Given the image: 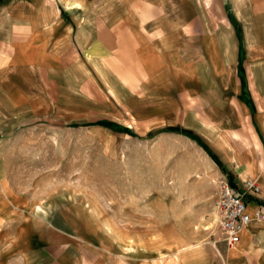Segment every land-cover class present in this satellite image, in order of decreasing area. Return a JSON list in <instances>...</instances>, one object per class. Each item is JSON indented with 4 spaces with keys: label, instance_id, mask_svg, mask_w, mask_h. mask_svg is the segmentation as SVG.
Returning a JSON list of instances; mask_svg holds the SVG:
<instances>
[{
    "label": "crops",
    "instance_id": "obj_1",
    "mask_svg": "<svg viewBox=\"0 0 264 264\" xmlns=\"http://www.w3.org/2000/svg\"><path fill=\"white\" fill-rule=\"evenodd\" d=\"M97 95L110 115L201 140L241 190L257 180L240 241L201 264H264V0H0V136L48 115L91 124ZM58 231H37L25 262L68 248Z\"/></svg>",
    "mask_w": 264,
    "mask_h": 264
},
{
    "label": "rangeland",
    "instance_id": "obj_2",
    "mask_svg": "<svg viewBox=\"0 0 264 264\" xmlns=\"http://www.w3.org/2000/svg\"><path fill=\"white\" fill-rule=\"evenodd\" d=\"M97 100L91 124L48 115L0 136V264H201L223 242L214 201L227 175L216 155ZM58 230L74 236L68 248L28 251L25 262L37 231Z\"/></svg>",
    "mask_w": 264,
    "mask_h": 264
},
{
    "label": "built area",
    "instance_id": "obj_3",
    "mask_svg": "<svg viewBox=\"0 0 264 264\" xmlns=\"http://www.w3.org/2000/svg\"><path fill=\"white\" fill-rule=\"evenodd\" d=\"M243 187L244 191L233 185L227 176L217 181L214 201L216 225L220 232L219 240L230 247L240 241L242 231L252 220L245 196L260 192V186L255 179L244 180ZM254 217L264 219V206L255 210Z\"/></svg>",
    "mask_w": 264,
    "mask_h": 264
},
{
    "label": "trees",
    "instance_id": "obj_4",
    "mask_svg": "<svg viewBox=\"0 0 264 264\" xmlns=\"http://www.w3.org/2000/svg\"><path fill=\"white\" fill-rule=\"evenodd\" d=\"M210 152H211V150H210ZM213 158H214L215 160H217L216 157H213ZM217 161H218V160H217ZM229 179H230L231 183H232L233 185H235L234 182H233V179L231 178V176L229 177Z\"/></svg>",
    "mask_w": 264,
    "mask_h": 264
}]
</instances>
